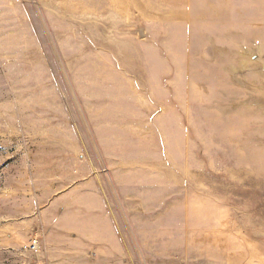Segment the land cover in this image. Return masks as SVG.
<instances>
[{
    "label": "rangeland",
    "instance_id": "obj_1",
    "mask_svg": "<svg viewBox=\"0 0 264 264\" xmlns=\"http://www.w3.org/2000/svg\"><path fill=\"white\" fill-rule=\"evenodd\" d=\"M0 264H264V0H0Z\"/></svg>",
    "mask_w": 264,
    "mask_h": 264
},
{
    "label": "built area",
    "instance_id": "obj_2",
    "mask_svg": "<svg viewBox=\"0 0 264 264\" xmlns=\"http://www.w3.org/2000/svg\"><path fill=\"white\" fill-rule=\"evenodd\" d=\"M28 249L31 250V252H37L38 251V242L36 239H33L28 246Z\"/></svg>",
    "mask_w": 264,
    "mask_h": 264
}]
</instances>
